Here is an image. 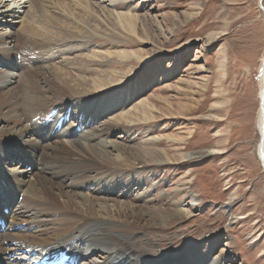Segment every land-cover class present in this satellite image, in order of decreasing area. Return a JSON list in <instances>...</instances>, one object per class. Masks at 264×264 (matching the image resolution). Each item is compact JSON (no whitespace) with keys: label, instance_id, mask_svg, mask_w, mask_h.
Returning a JSON list of instances; mask_svg holds the SVG:
<instances>
[{"label":"rangeland","instance_id":"1","mask_svg":"<svg viewBox=\"0 0 264 264\" xmlns=\"http://www.w3.org/2000/svg\"><path fill=\"white\" fill-rule=\"evenodd\" d=\"M95 1H83L90 15L79 13L73 20L81 24L84 36H75L77 30L69 27L72 38L60 43L55 63L90 61L88 73H64L78 83L82 78L120 81L112 90L119 106L94 127L138 104L150 107L152 124L142 123L139 130L128 133L118 130L106 141L130 149L148 148L156 152L148 160L167 157L174 163L112 197L123 202L125 210L141 206L148 215L170 203L189 209L186 205L195 200L189 218L167 230L154 229L158 236L151 248L158 247L167 264L191 259L206 264H264V173L256 151L258 78L264 54L259 1L126 0L122 8ZM261 7L264 10V0ZM117 13L139 18L128 27L117 20ZM81 99L62 107L73 120L68 123L77 127L85 120L74 111L92 109L103 100ZM153 137L160 141L143 143ZM188 155L192 159L182 162ZM148 219L144 217L142 224ZM97 257L94 254L81 264H102L104 260Z\"/></svg>","mask_w":264,"mask_h":264},{"label":"bare ground","instance_id":"2","mask_svg":"<svg viewBox=\"0 0 264 264\" xmlns=\"http://www.w3.org/2000/svg\"><path fill=\"white\" fill-rule=\"evenodd\" d=\"M83 1L0 0V221L7 224L5 230L0 228V264H21L33 252L39 256L66 252L75 264L94 254L104 260L102 264H167L163 252L151 248L158 236L154 229L167 230L189 218L195 200L186 205L189 209L170 203L148 215L141 206L129 205L125 210L124 203L112 197L117 190L138 185L148 174L174 163L167 157L148 160L156 153L148 148L130 149L106 141L118 130L128 133L139 130L142 123L152 124L153 117L147 115L153 111L150 107L138 104L94 127L119 106L112 90L120 81L82 78L78 83L64 73H88L90 61L55 63L60 43L72 38L69 27L77 30L75 36H84L83 27L74 21L76 14L90 15ZM123 1L95 2L116 7ZM116 18L131 27L139 16L117 13ZM260 63L256 151L264 165V54ZM81 98L103 100L92 109L74 111L85 120L77 127L68 123L62 107ZM51 116L56 119L52 121ZM65 117L67 122L60 123L58 119ZM159 141L153 137L143 143ZM191 159V155L184 156L182 162ZM10 163H14L11 168ZM144 217H149L146 224H142ZM182 264H206V260Z\"/></svg>","mask_w":264,"mask_h":264},{"label":"water","instance_id":"3","mask_svg":"<svg viewBox=\"0 0 264 264\" xmlns=\"http://www.w3.org/2000/svg\"><path fill=\"white\" fill-rule=\"evenodd\" d=\"M261 1H262V0H259V8L262 10L263 8L260 6V5H261ZM263 19H264V11H263ZM261 165H262V167H264L263 162H262ZM263 173H264V172H263Z\"/></svg>","mask_w":264,"mask_h":264}]
</instances>
